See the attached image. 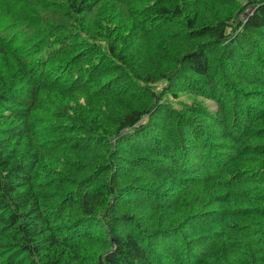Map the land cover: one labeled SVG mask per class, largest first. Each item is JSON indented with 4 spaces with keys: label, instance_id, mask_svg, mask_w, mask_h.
<instances>
[{
    "label": "trees",
    "instance_id": "1",
    "mask_svg": "<svg viewBox=\"0 0 264 264\" xmlns=\"http://www.w3.org/2000/svg\"><path fill=\"white\" fill-rule=\"evenodd\" d=\"M203 2L0 0V264H264V0Z\"/></svg>",
    "mask_w": 264,
    "mask_h": 264
},
{
    "label": "rangeland",
    "instance_id": "2",
    "mask_svg": "<svg viewBox=\"0 0 264 264\" xmlns=\"http://www.w3.org/2000/svg\"><path fill=\"white\" fill-rule=\"evenodd\" d=\"M203 6H205V9L203 12H201V21L200 23L201 24H207V23H210L211 21L215 20L216 19V16L218 15H221V14H225V13H228L229 11L231 10H237V8L239 6H241V3L244 1V0H232V4L230 5H227V6H223L221 5L220 3L218 2H214L213 0H203ZM231 6V7H230ZM251 13V10H248L246 12H244L242 15H241V18H245L248 16V14ZM131 61H135V59H131ZM139 63L141 64L142 61H139ZM186 98L184 97V100ZM188 99V97H187ZM186 99V100H187ZM215 107L212 106L211 109H214ZM260 120L256 121L255 123L259 122ZM256 126V124H255ZM256 134H254L255 136ZM246 167H248L246 165ZM259 167V166H258ZM179 235V232H174L173 233V236L171 237H166L165 239H167V242H172L173 240L175 241V237H177ZM177 242H181L180 240H178ZM164 245V244H163ZM168 245V244H167ZM165 263H168L169 264V260H165Z\"/></svg>",
    "mask_w": 264,
    "mask_h": 264
}]
</instances>
